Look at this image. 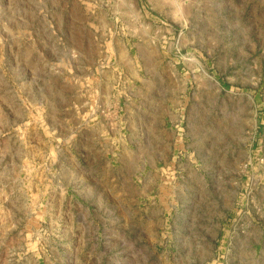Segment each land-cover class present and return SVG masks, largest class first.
I'll list each match as a JSON object with an SVG mask.
<instances>
[{
  "label": "rangeland",
  "instance_id": "374dc122",
  "mask_svg": "<svg viewBox=\"0 0 264 264\" xmlns=\"http://www.w3.org/2000/svg\"><path fill=\"white\" fill-rule=\"evenodd\" d=\"M246 263L264 0H0V264Z\"/></svg>",
  "mask_w": 264,
  "mask_h": 264
},
{
  "label": "crops",
  "instance_id": "0c3cea01",
  "mask_svg": "<svg viewBox=\"0 0 264 264\" xmlns=\"http://www.w3.org/2000/svg\"><path fill=\"white\" fill-rule=\"evenodd\" d=\"M246 247L249 248V249H253V250L255 249L254 245H247ZM253 250H252V255L255 256L257 254V251H255V250L253 251Z\"/></svg>",
  "mask_w": 264,
  "mask_h": 264
}]
</instances>
